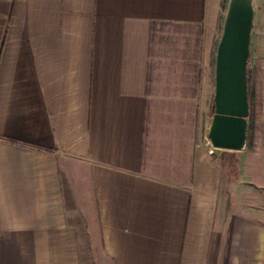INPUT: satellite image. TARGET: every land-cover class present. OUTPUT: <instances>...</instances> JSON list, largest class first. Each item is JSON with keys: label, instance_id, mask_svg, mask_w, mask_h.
<instances>
[{"label": "crops", "instance_id": "obj_1", "mask_svg": "<svg viewBox=\"0 0 264 264\" xmlns=\"http://www.w3.org/2000/svg\"><path fill=\"white\" fill-rule=\"evenodd\" d=\"M224 1L0 0V264H81L82 240L111 264H264V0L245 196L209 144L155 151L146 131L153 27L215 32Z\"/></svg>", "mask_w": 264, "mask_h": 264}, {"label": "rangeland", "instance_id": "obj_2", "mask_svg": "<svg viewBox=\"0 0 264 264\" xmlns=\"http://www.w3.org/2000/svg\"><path fill=\"white\" fill-rule=\"evenodd\" d=\"M226 1L215 32H206L204 24L202 30L195 25L172 23H158L153 27L146 131L151 140L149 144L155 151L166 144V151L187 154V149L209 144L207 130L213 114L215 53ZM255 118V113L250 112L244 150H213V156L223 171L222 191L229 197L235 194L245 196L246 189L242 187L245 180L240 176L239 167L251 150ZM82 242L81 264H111L98 241Z\"/></svg>", "mask_w": 264, "mask_h": 264}, {"label": "water", "instance_id": "obj_3", "mask_svg": "<svg viewBox=\"0 0 264 264\" xmlns=\"http://www.w3.org/2000/svg\"><path fill=\"white\" fill-rule=\"evenodd\" d=\"M254 0H227L214 63L213 114L207 130L214 149L241 151L246 146L249 101L247 64Z\"/></svg>", "mask_w": 264, "mask_h": 264}, {"label": "trees", "instance_id": "obj_4", "mask_svg": "<svg viewBox=\"0 0 264 264\" xmlns=\"http://www.w3.org/2000/svg\"><path fill=\"white\" fill-rule=\"evenodd\" d=\"M212 108H213V106H212Z\"/></svg>", "mask_w": 264, "mask_h": 264}]
</instances>
